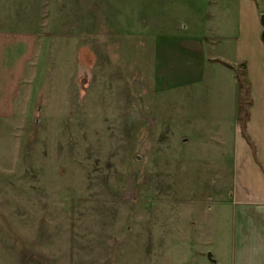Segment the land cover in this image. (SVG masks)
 <instances>
[{"label": "rangeland", "instance_id": "374dc122", "mask_svg": "<svg viewBox=\"0 0 264 264\" xmlns=\"http://www.w3.org/2000/svg\"><path fill=\"white\" fill-rule=\"evenodd\" d=\"M0 2L36 41L0 120V264H232L250 89L213 59L242 3Z\"/></svg>", "mask_w": 264, "mask_h": 264}, {"label": "crops", "instance_id": "0c3cea01", "mask_svg": "<svg viewBox=\"0 0 264 264\" xmlns=\"http://www.w3.org/2000/svg\"><path fill=\"white\" fill-rule=\"evenodd\" d=\"M239 2L242 3V13L246 9L249 18L246 21L238 20L241 27L239 38L227 43L232 56L226 61L213 59L230 71L244 64L250 89L247 136L244 137L241 132L233 148L232 199L227 204L232 210V264H264V25L261 20L264 0L260 5L257 0ZM3 5L4 2H0V17L5 15V10L8 11ZM242 22L246 23L243 25ZM11 31V28L0 27L2 122L16 112L15 99L36 46L30 33Z\"/></svg>", "mask_w": 264, "mask_h": 264}, {"label": "water", "instance_id": "95a60500", "mask_svg": "<svg viewBox=\"0 0 264 264\" xmlns=\"http://www.w3.org/2000/svg\"><path fill=\"white\" fill-rule=\"evenodd\" d=\"M261 20H262V23H263V25H264V14L262 15V17H261ZM262 39L264 40V29H263V31H262ZM208 257H209V259L210 260H213L212 259V253H208Z\"/></svg>", "mask_w": 264, "mask_h": 264}, {"label": "trees", "instance_id": "16d2710c", "mask_svg": "<svg viewBox=\"0 0 264 264\" xmlns=\"http://www.w3.org/2000/svg\"><path fill=\"white\" fill-rule=\"evenodd\" d=\"M241 67H244V64H242ZM240 76H241V74H240ZM240 76H239V78H240ZM242 76H245L246 77L245 69H244V72H242ZM245 80H246L247 83H249V81L246 78H245ZM239 81H240V79H239Z\"/></svg>", "mask_w": 264, "mask_h": 264}]
</instances>
